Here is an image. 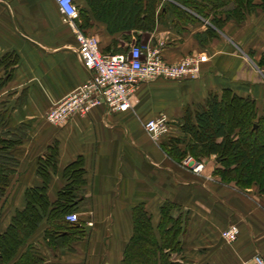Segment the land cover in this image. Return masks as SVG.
Instances as JSON below:
<instances>
[{
    "label": "crops",
    "instance_id": "obj_1",
    "mask_svg": "<svg viewBox=\"0 0 264 264\" xmlns=\"http://www.w3.org/2000/svg\"><path fill=\"white\" fill-rule=\"evenodd\" d=\"M75 2L80 15L67 23L55 0H0V111H9L10 127L28 130L14 149L20 164L1 201L0 233L15 211L26 206V190L45 185L38 173L44 159L56 151V166H48L47 195L52 204L68 182L64 168L82 157L86 169L75 210L80 217L76 226L85 233L67 229L49 241L44 216L13 261L33 247L42 258L36 264H120L133 235V208L145 205L157 227L166 201L180 206L187 218L178 257L198 263L185 252L186 243L194 251L202 244L208 264H240L255 253L264 256V194L254 187L243 191L223 183L213 174L219 163L215 155L205 159L210 166L205 169L204 164L200 173L186 163L204 159L187 155L178 161L162 147L171 138L187 141L189 136L181 130L185 110L204 104L210 93L225 88L251 97L259 114H264V20L260 19L264 11L257 9L242 22L228 21L218 37L200 43L196 34L211 25L208 18L180 23L183 29L169 19L152 31L134 25L131 31L112 33V22L98 7L93 9L94 0ZM77 30L95 35L105 52H126L136 42L159 48L169 62L202 54L207 59L196 79L141 82L129 110L110 111L101 104L87 115L56 125L47 120L48 111L91 76L78 56ZM162 115L168 131L155 141L145 122ZM186 141L178 145L184 148ZM67 221V228L74 223ZM233 223L239 225L240 235L230 247L221 243V232Z\"/></svg>",
    "mask_w": 264,
    "mask_h": 264
},
{
    "label": "trees",
    "instance_id": "obj_2",
    "mask_svg": "<svg viewBox=\"0 0 264 264\" xmlns=\"http://www.w3.org/2000/svg\"><path fill=\"white\" fill-rule=\"evenodd\" d=\"M94 1L93 9L98 7L102 16L112 22L109 28L112 33L131 31L134 25L140 26L137 29L152 31L157 23L166 24L169 19H173V25L178 29H183L180 23L208 18L211 25L206 31L196 34L200 43L218 37V30L228 21L242 22L257 8L264 10V0L260 3L258 0H145V4L142 0L140 3ZM8 118V110L0 111V208L11 176L20 164L14 149L28 135L26 126L10 127ZM181 130L189 136L187 141L171 138L169 143H162L171 157L181 161L191 155L202 161L215 155L220 161L213 174L223 183H235L243 191L255 186L264 194V116L259 114L254 99L241 96L231 88H225L221 93H210L204 104L185 110ZM182 141H186L184 148L178 145ZM55 154L56 151L38 168L45 185L26 190V206L15 211L6 230L0 233V264H36L42 261L41 254L33 247L13 260L44 216L48 220L45 238L49 241L67 229L80 235L85 233L82 226H76V222L67 228L65 219L79 205L80 185L86 182L84 159L79 157L64 168L63 175L68 182L52 204L47 195L48 166H56ZM160 214L159 224L155 227L145 205L138 204L133 208V235L126 244L120 264H190L184 257L182 260L173 257L182 248L186 233L187 218L181 207L166 201Z\"/></svg>",
    "mask_w": 264,
    "mask_h": 264
},
{
    "label": "built area",
    "instance_id": "obj_3",
    "mask_svg": "<svg viewBox=\"0 0 264 264\" xmlns=\"http://www.w3.org/2000/svg\"><path fill=\"white\" fill-rule=\"evenodd\" d=\"M67 23L79 17L75 0H55ZM79 41L78 56L91 72L87 82L56 102L47 113L52 124L60 125L75 115H87L93 108L105 104L110 111H125L132 107L133 97L141 82L157 78L174 80L196 79L201 73L204 56H186L177 62L167 61L161 50L136 42L126 52L110 53L101 50L95 35L76 31ZM145 129L153 140H159L167 131L165 115L148 119ZM203 168L195 162L194 171ZM71 222L80 220L75 211L66 215ZM222 238L233 242L240 235V227L233 223L221 232ZM244 264H264V256L255 253Z\"/></svg>",
    "mask_w": 264,
    "mask_h": 264
},
{
    "label": "rangeland",
    "instance_id": "obj_4",
    "mask_svg": "<svg viewBox=\"0 0 264 264\" xmlns=\"http://www.w3.org/2000/svg\"><path fill=\"white\" fill-rule=\"evenodd\" d=\"M258 3H260V0H258L257 1ZM257 9H259V11H264L262 8H257ZM257 9L254 11L255 13H258L257 12ZM261 20H264V19H262V17L260 18ZM260 19L258 20L259 21V23H261V21H260ZM264 23V22H263ZM144 37L145 36H147V35H143ZM143 42V41H142ZM202 56H204V60L201 62V66H202V63L203 62H205V60L207 59V57H206V55L205 54H202ZM260 111V110H259ZM261 115H263L264 116V114H261ZM48 120V119H47ZM205 159L206 158H204V162H202V164L204 165L205 164V169H207L208 168V166H210V163H208V161L206 160V162H205ZM188 166H191V167H195V164H192L191 162H187L186 163ZM218 164V163H217ZM217 166V165H216ZM203 170H202V168L198 171V172H202ZM228 184H231V183H228ZM233 184H235V183H233ZM236 185V184H235ZM237 186V185H236ZM254 188H256L257 189V191H258V188L257 187H255L254 186ZM259 192V191H258ZM260 193V192H259ZM184 213V212H183ZM225 240L222 238V235H221V243L224 245V244H226V245H229L230 247L231 246H233L234 244H235V242L236 241H238V240H235V241H233V242H227V241H225ZM184 243L185 242H183V245L182 246H184ZM202 244H199V246H197L196 247V251H194L192 248H191V244L190 243H186V248L184 249L185 250V252L189 255V256H191L192 258H198L197 260H198V263H196L197 261H193V262H190V261H188L187 259H185V261H187V262H189L190 264H208V262H206L204 259H203V252H202V250H200L202 247ZM199 249V250H198ZM182 251H183V247L178 251V252H176V253H174L173 254V257L175 258V259H177V260H182V258L183 257H185V256H181V257H178V255L180 256L181 254H182ZM261 253V252H260ZM246 260H248V259H245V260H243L240 264H244L245 263V261Z\"/></svg>",
    "mask_w": 264,
    "mask_h": 264
},
{
    "label": "water",
    "instance_id": "obj_5",
    "mask_svg": "<svg viewBox=\"0 0 264 264\" xmlns=\"http://www.w3.org/2000/svg\"><path fill=\"white\" fill-rule=\"evenodd\" d=\"M217 161H220V158H217ZM87 229H89L88 226H87Z\"/></svg>",
    "mask_w": 264,
    "mask_h": 264
}]
</instances>
